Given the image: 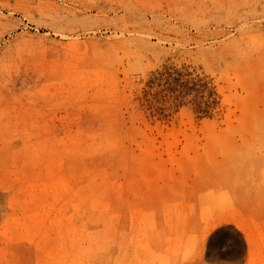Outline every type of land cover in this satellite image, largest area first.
Segmentation results:
<instances>
[{"label": "rangeland", "instance_id": "1", "mask_svg": "<svg viewBox=\"0 0 264 264\" xmlns=\"http://www.w3.org/2000/svg\"><path fill=\"white\" fill-rule=\"evenodd\" d=\"M0 264H264V0H0Z\"/></svg>", "mask_w": 264, "mask_h": 264}]
</instances>
